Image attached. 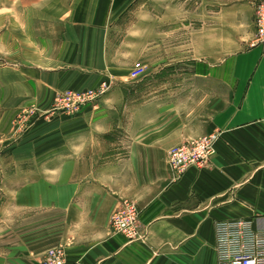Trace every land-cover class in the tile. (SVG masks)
<instances>
[{"label": "crops", "instance_id": "0c3cea01", "mask_svg": "<svg viewBox=\"0 0 264 264\" xmlns=\"http://www.w3.org/2000/svg\"><path fill=\"white\" fill-rule=\"evenodd\" d=\"M256 1L6 0L0 116L35 104L49 125L13 161L37 172L10 177L14 207L42 209L38 239L23 237L27 217L21 236L0 223V264H40L64 235L66 264H218L216 220L264 225V45L248 43ZM110 79L93 104L46 110L55 91ZM215 129L209 163L175 178L166 150ZM123 199L138 205L139 239L111 231Z\"/></svg>", "mask_w": 264, "mask_h": 264}, {"label": "built area", "instance_id": "2783aa9c", "mask_svg": "<svg viewBox=\"0 0 264 264\" xmlns=\"http://www.w3.org/2000/svg\"><path fill=\"white\" fill-rule=\"evenodd\" d=\"M252 45H264V0L254 5V36ZM141 70L143 67H139ZM109 82L81 91L57 93V108L73 104L84 105L95 101L108 90ZM56 108V109H57ZM222 131L215 129L210 133L171 146L165 153V162L175 178L180 177L189 167H204L215 154V143ZM114 233H121L128 239H139V208L127 200H122L109 218ZM215 254L218 264H264V225H253L249 218H227L214 222ZM62 246L50 249L40 264H64Z\"/></svg>", "mask_w": 264, "mask_h": 264}, {"label": "rangeland", "instance_id": "374dc122", "mask_svg": "<svg viewBox=\"0 0 264 264\" xmlns=\"http://www.w3.org/2000/svg\"><path fill=\"white\" fill-rule=\"evenodd\" d=\"M5 13H6V0H0V16H5ZM4 30H5V24L2 23L0 24V35ZM251 40L252 38L248 40V43ZM149 61L150 60L148 58L147 61L135 63L129 69L128 72L129 78L131 80H137L143 77V75L147 72L146 62ZM143 66L144 69L141 70L139 67H143ZM107 81L109 82V86H108V90H109L113 84V81L111 79ZM66 91H81V90L64 89V90L55 91L52 102L49 108L46 109L48 110V112L62 111L64 113H70L73 111H78L83 107L94 103L93 100L84 105L76 106V104L75 105L69 104L68 106L66 105L65 107H63L64 109L62 108L58 109L56 106V103H58V101L56 100L55 96L57 93L61 94ZM39 110H40L39 107L35 104H28V105L26 104V105H21L20 107L15 109L14 112L12 113L13 115L11 116H4V117L2 115L0 116V223L2 224L5 221L9 222L10 225L14 227V230L15 228H17V231L15 232L18 233L20 232V236H21L22 233L21 227L23 223V218L26 217L29 218L30 225L25 227L27 228V230L24 231V236H23L26 237L25 238L26 240L38 239L37 235L40 232L36 228L38 227L37 222L38 220H40L39 213L40 210L42 209H30L26 212H23L21 209L15 208L13 203L14 199L12 197L13 195L12 190L15 189L14 186L17 185L18 183L12 181L10 177L11 174L20 173L23 168L29 169L31 170V172L34 171L37 172L38 167H33V166L23 167L21 165H14L13 161L21 157L23 153L24 154L31 153V151L25 149V147H29V146L32 147L33 146L32 144L36 143L38 138L41 139L43 138L41 132H43V130L48 128L49 123L47 122L48 124H37V121L40 118L38 116L43 115V114H39L40 112ZM123 200L131 201L137 205L136 201L134 200L131 199H123ZM49 232H50L49 234H52L53 230H49ZM52 237L53 236H47L45 240L52 239ZM72 242H73V238L71 236L66 237V235H64L61 241L55 244L51 243L50 246L47 247L46 250L44 251L42 257L40 258V262L50 249H54L55 247L62 246L65 255L64 264H66V254Z\"/></svg>", "mask_w": 264, "mask_h": 264}]
</instances>
